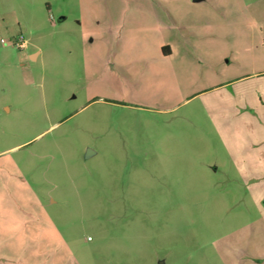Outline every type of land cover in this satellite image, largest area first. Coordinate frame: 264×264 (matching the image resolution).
I'll use <instances>...</instances> for the list:
<instances>
[{"label":"rangeland","instance_id":"obj_1","mask_svg":"<svg viewBox=\"0 0 264 264\" xmlns=\"http://www.w3.org/2000/svg\"><path fill=\"white\" fill-rule=\"evenodd\" d=\"M259 89L264 0H0V264H252Z\"/></svg>","mask_w":264,"mask_h":264},{"label":"crops","instance_id":"obj_2","mask_svg":"<svg viewBox=\"0 0 264 264\" xmlns=\"http://www.w3.org/2000/svg\"><path fill=\"white\" fill-rule=\"evenodd\" d=\"M261 92L262 89L260 90V98L257 100L256 104L259 110L264 109V99ZM241 102L243 107H246L247 105L248 110L252 114L254 113L255 104L248 98V94L245 93L241 97ZM236 104H238V102H236ZM242 115H244V113L241 114V116ZM247 140L246 147L231 152L233 157L232 162L234 169L238 172L240 171V173H238L240 174L239 177H241L244 180V183L248 185L252 201L260 204L264 203V132H251L248 135ZM242 154L243 156H239ZM258 227L260 229L262 228L264 233V223H261L260 225L258 224ZM3 232L7 233L8 229ZM250 241L253 257L252 264H264V241L259 239H251Z\"/></svg>","mask_w":264,"mask_h":264},{"label":"built area","instance_id":"obj_3","mask_svg":"<svg viewBox=\"0 0 264 264\" xmlns=\"http://www.w3.org/2000/svg\"><path fill=\"white\" fill-rule=\"evenodd\" d=\"M17 47L19 49H25L26 48V41L25 39L21 36L17 42Z\"/></svg>","mask_w":264,"mask_h":264},{"label":"water","instance_id":"obj_4","mask_svg":"<svg viewBox=\"0 0 264 264\" xmlns=\"http://www.w3.org/2000/svg\"><path fill=\"white\" fill-rule=\"evenodd\" d=\"M195 2H198V1H200V0H194Z\"/></svg>","mask_w":264,"mask_h":264}]
</instances>
